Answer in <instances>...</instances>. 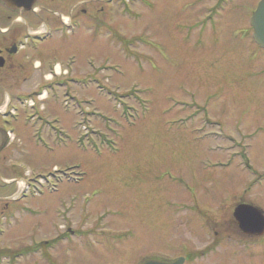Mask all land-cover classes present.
Listing matches in <instances>:
<instances>
[{"label": "rangeland", "instance_id": "1", "mask_svg": "<svg viewBox=\"0 0 264 264\" xmlns=\"http://www.w3.org/2000/svg\"><path fill=\"white\" fill-rule=\"evenodd\" d=\"M261 1L225 0L208 19L216 20L229 6L224 33L212 41L222 45L197 48L195 54L189 43L199 33L194 37L193 24L209 16L206 0H133L124 11L127 20H74L73 33L58 19L83 6L62 7L55 0L47 12L38 2L28 13L19 12L16 18L26 21L29 15L31 20L23 27L15 21L9 38L1 28H10L16 14L0 4V47L25 30L41 33L42 22L51 29L42 43L29 38L26 48L10 59L14 69L0 68V109L12 98L11 113L0 122V214L13 210L1 224L8 227L0 234V264H42L40 253L24 257L27 262L18 255L53 239L57 249L50 243L53 250L44 264H141L154 255L176 258L213 241L200 227L204 219L232 217L239 203L264 210V74H256L264 60L256 59L250 41L240 40ZM37 61L42 64L38 70ZM89 61L96 70L95 103L83 100V80L69 81L73 74H87ZM56 63L70 75L46 83ZM110 64V71L100 69ZM36 89L47 94L31 95V105L18 101ZM73 161L88 177L93 176L90 167H102L95 170L99 177H124L120 185L125 189L117 196L82 197L86 204L79 209L119 215L76 248L61 237L63 227L89 229L75 216L79 210H69L68 199L76 191L63 178ZM24 190L23 199L10 204ZM187 208H197L204 217H195L193 225L194 212ZM132 228L138 232L124 238L108 233ZM136 240L143 241L128 247L134 250L130 256L126 246L103 251ZM216 259L212 264H264Z\"/></svg>", "mask_w": 264, "mask_h": 264}, {"label": "flooded vegetation", "instance_id": "2", "mask_svg": "<svg viewBox=\"0 0 264 264\" xmlns=\"http://www.w3.org/2000/svg\"><path fill=\"white\" fill-rule=\"evenodd\" d=\"M57 1L62 7H66L68 5H70L71 7L72 6L75 7L76 5L77 6H81V7L83 6V8H80V10H77L74 13H72L74 9L71 11L72 14L70 13L68 15L71 19H74V20H82V19L83 20H109L108 13L107 12L105 13V8L103 7L105 2H106V0H94V1H92V0H82L81 3H79L80 0H75V1L74 0H57ZM38 2H40V4H39L40 7H41V4H42V7L44 8V10L49 12L48 9H47V5L51 4V3H54L55 0H38ZM92 4H95V6L94 7H90ZM97 4L100 6V8H97V6H96ZM88 13L92 15L93 19H86L87 16H88ZM94 13H95V15L93 16ZM13 14H16V15L13 16L15 18V20L10 25L11 27H10L9 31L13 30V25H15V21H17V18H18V17L16 18V16L19 13L13 12ZM53 14H54V12H53ZM29 18L31 20V17L29 15H26V20H27L28 23L30 22ZM58 20H62V19L59 17ZM209 21H213V20H203L201 23H199L201 28L199 30L198 37H197V42L198 43L199 42H203L204 40L213 41V39L216 38V35H217L218 31L222 28L221 24L223 23V25H224V20H215L214 22H211L210 24H208ZM208 25H210L211 32H207ZM210 35H213V36H210ZM6 37L9 38L8 32L6 34ZM242 41H244V43L246 42L245 39H242ZM2 42H4V41H1V43ZM1 43H0V45H1ZM18 43H19V39H17V38L14 39V37H13L12 40L9 43H4V46L0 47V57H2L4 59V62H3L4 64H3V68L2 69H5L6 66L9 67V68H13L16 65L13 62H11L10 59L12 57H14L13 59H15V57L20 53L19 49H18V47H19ZM221 45H222V43H220L217 46H213V45L210 44V42L209 43L207 42V46H206L204 51H206L208 46L211 49H217ZM16 49L18 50V53L11 54V52L13 50H16ZM192 54H195V52H192ZM257 60L258 61L264 60V57L261 58V59H257ZM17 65H19V64H17ZM260 70H264V68H262ZM201 73L207 74V72H201ZM87 77H88L89 86H88L87 93H84V95L90 94V96L87 97V98L88 99H93L94 96H91V95H94L93 90H91V88H92V86H91V84H92L91 78L93 76H92V72H91L90 69H89V73H88ZM87 77H86V74H84L82 76L79 75V74H73L70 79L72 81L75 80V79H81V78L83 80H86ZM60 80H61L60 78L59 79L54 78L53 82H59ZM1 113L2 112L0 111V114ZM1 121H2V119L0 117V122ZM72 164H73L72 166H69V168H67V172L69 173V176L66 177L65 180L67 181L66 184L72 185L76 192L73 195V197L68 199V200L71 201L70 207H75L76 208V209L72 210L73 212L75 210H79V211H76V215L75 216L78 218V220L85 221V223L89 226V229L86 230L85 228H80L77 225L75 227H71V228L63 227L62 228L63 230H62V233H61V237L63 239H66L67 243L69 245H72L74 247H79V246H84L85 245L84 240H86V238L85 237H76V235L89 234V235H93L94 236V235H96L98 233L97 230L104 226V224H105L104 221L105 220L109 221L110 219L114 218L116 215H119V214L113 213V212H111V210H107V209L102 210V211H94L93 208H91V209H85V208L79 209L78 206L80 204H84L85 203L84 200L82 199V197L83 196H85V197L92 196L93 197L96 194H102V193L106 194V195H109V196L122 195L123 192L125 191V189H122L123 187L120 185V183L124 180V177H116V178H113V179H108L106 177H99L98 173H96L95 170L96 169H101L102 167H98V168L90 167L92 169V171H93V176H91V177H82V176H80V174H82V173H78L77 168H75V167H78L77 162H72ZM117 169L118 170H122V168H117ZM83 173L86 174L87 172L84 171ZM87 191H90L91 194H86ZM124 194H125V192H124ZM251 197H252V195H251ZM60 205L63 206V201H60ZM237 206H235V208ZM196 210H197V208H196ZM200 213H202V212H200ZM221 216H223V215H221ZM203 217H204V214H203L202 218ZM220 218L221 219L218 220V221H211L209 218L204 219L203 221L206 222V223L201 225V228H203L204 225H205L206 228H208V227L211 228L213 230V237H215L218 241H222L226 237H229V238L233 237L234 239H238V237L241 234L240 228L235 223V221L232 219L231 215L228 213L227 217L223 216V218L222 217H220ZM228 223H230V224L227 226ZM215 225H218L217 229H213ZM141 229H144V228H141ZM130 230L131 231H133V230L137 231L134 228H132ZM130 230H128V231H130ZM128 231H122V232H128ZM261 239L264 240V234H263V236H260V237H256V236L249 237V240L254 241V245H256V241H259ZM139 243H141V242L123 243L122 246H126L127 249H128V247L138 246ZM100 244H96V245L99 248H102V246H99ZM111 248H115V247L111 246ZM227 248H229V247H227ZM127 251H128V255L130 256V254L134 250L132 248L131 249L129 248ZM191 254L192 253H190V255L185 254L184 256H178L176 258H169V259H163V258H160V257H156L154 255V256H151L149 258H143L141 264H143L144 262H146L148 260H152V259L164 260L166 262H171V263L175 262L177 264H207V263L212 264L213 261L216 258H217L216 260H218V259H220L222 257H226V259L229 260V257L226 256V252L225 251L222 252V255H219V256H217L215 258H210L206 262H199L200 258L198 256H191ZM193 254H197V251H194ZM252 255H253L254 261H258V260L264 261V246L252 251ZM129 256H127L126 258L128 259ZM113 258L114 259H118L119 257H118V255H116ZM127 261H129V260H127ZM129 262L131 264H134L133 260H131Z\"/></svg>", "mask_w": 264, "mask_h": 264}, {"label": "water", "instance_id": "3", "mask_svg": "<svg viewBox=\"0 0 264 264\" xmlns=\"http://www.w3.org/2000/svg\"><path fill=\"white\" fill-rule=\"evenodd\" d=\"M5 3L14 9H19V10H29L31 5L35 0H4ZM32 1V2H31ZM254 24L256 27V32H257V40L258 42L264 46V2L260 5L258 11L256 12L254 18ZM251 207L248 206H240L237 210L236 213L239 211L240 212H248L250 211Z\"/></svg>", "mask_w": 264, "mask_h": 264}, {"label": "bare ground", "instance_id": "4", "mask_svg": "<svg viewBox=\"0 0 264 264\" xmlns=\"http://www.w3.org/2000/svg\"><path fill=\"white\" fill-rule=\"evenodd\" d=\"M67 19H68V18H64L63 21H67ZM36 68H39L38 65H37ZM60 70H61V65H58V66H57V71H60ZM23 185H24V183H23Z\"/></svg>", "mask_w": 264, "mask_h": 264}]
</instances>
